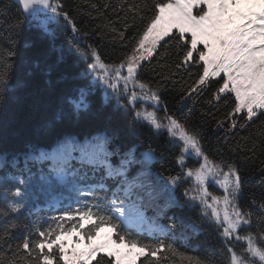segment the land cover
Returning a JSON list of instances; mask_svg holds the SVG:
<instances>
[{
    "label": "snow or ice",
    "instance_id": "1",
    "mask_svg": "<svg viewBox=\"0 0 264 264\" xmlns=\"http://www.w3.org/2000/svg\"><path fill=\"white\" fill-rule=\"evenodd\" d=\"M15 3L23 18L0 3V21L7 34V41L0 44V98L13 87L19 59L13 36L33 23L45 36H54L50 26L61 22L74 37L81 32L62 0ZM89 6L100 12L96 4ZM120 8L125 14V31L135 29L131 40L125 31L110 24L104 27L116 34L114 40L127 41L128 50L118 63L109 64L95 47L78 48L91 63L84 81L59 99L57 116L64 119L73 112L88 111L89 95L96 84L102 85L111 92L107 99H114L117 109L132 117L134 126L148 127L153 134L166 131L170 140L180 144L176 162L182 171L161 183L162 175L152 177L147 166L162 159L163 152L149 146L138 158L135 147L112 146L107 133L84 141L61 134L50 150L32 146L22 157L0 155V198H14L0 208V216L6 220L0 227V264H137L141 258V264H167L177 256L187 264H264V193L259 197L253 193L242 203L244 180L236 161L209 155L199 132L175 115L160 117L155 109L138 107L141 101L153 106L162 103L161 86L153 88L139 79L146 61L156 60L157 67L167 69L159 73L165 81L176 70H183L191 82H183L181 101L208 93L206 104L218 111L225 109L224 119L212 117L218 127H225L227 120L235 129L239 120L240 128L255 129L231 151L244 149L252 153L246 159L254 160L259 148L264 156V0H123ZM86 14L91 16V12ZM49 123L55 130L56 119ZM193 155L198 166L186 168V156ZM112 157H119L118 163ZM133 165L141 168L129 179ZM259 171L264 186V166ZM189 180L190 186L182 193L184 204L198 208L200 222L217 231L223 245L219 260L188 256L179 251L175 238L168 242L175 235L176 223V216L168 217V212L182 207L175 191ZM212 183L218 186L219 195L209 191ZM65 193L69 198L75 194L79 206L58 207L63 205ZM33 203L38 212L44 210L39 207L44 203L48 211L58 213L51 215L46 227L33 225L34 232L16 218ZM148 209L155 212L153 217L146 215ZM162 216L173 225L162 228L158 223ZM144 232L152 237L150 242L142 236ZM196 233L195 225L182 224L183 239ZM14 240L18 241L15 245Z\"/></svg>",
    "mask_w": 264,
    "mask_h": 264
},
{
    "label": "trees",
    "instance_id": "2",
    "mask_svg": "<svg viewBox=\"0 0 264 264\" xmlns=\"http://www.w3.org/2000/svg\"><path fill=\"white\" fill-rule=\"evenodd\" d=\"M66 10L75 15L77 26L81 32L74 37L70 27L61 22L60 25H51L54 36H45L35 27L26 26L19 36L12 38L17 42L19 59L13 74L12 89L3 98H0V155H20L28 151L32 146L50 150L54 147L61 134L70 135L80 141L90 139L100 133H107L112 138V146L119 145L123 150L135 147L138 158L148 151L149 146L157 149V153L163 152V158L151 162L148 166L153 174L162 177L177 175L181 173V166L176 162V157L180 155V144L170 140L166 131L153 134L148 127L139 128L131 123L132 117L125 115L123 110H118L115 100L103 99L101 88L96 86L89 95V110L82 113L73 112L70 116L60 119L57 116L59 111V99L65 94L75 90L83 81L87 65L91 59L85 58L82 51L77 49H88L89 45L96 48L105 63H118L125 51L127 41L114 40L115 33L110 28L104 27L110 24L118 31H125L124 11L120 4L123 0H62ZM0 3L7 4L11 8L12 15L23 18V14L12 0H0ZM96 4L100 12L92 9L89 5ZM79 14H77V6ZM115 9V10H113ZM86 12H91L88 16ZM102 13V15H101ZM42 19V17H41ZM130 20L131 18L128 17ZM0 21V44L7 41V34ZM135 34L134 28L125 31V36L131 40ZM162 63V62H161ZM157 61L145 62L143 71L139 72V79L149 82L153 88L159 84L162 88V103L154 109L158 116L175 115L182 123L186 122L189 127H194L202 138V143L209 155L219 159L236 161L242 172L244 180V197L242 203H246L253 193L259 197L264 193V186L259 169L261 160L260 149H257V159H246L252 153L244 149L237 148L235 152L231 149L239 141L243 144L242 137L248 135L254 128L245 130L239 125L242 121H237V128L231 129L230 122L225 120V127L217 126L212 118L215 115L218 119H224L225 109L205 103L208 93L196 99L181 101L180 91L183 82L189 80L188 73L183 70H176L171 80L165 81L159 73L166 72L156 66ZM192 72L196 68L191 69ZM183 78V79H182ZM177 81L178 83H173ZM196 94H193L195 97ZM167 110V111H166ZM56 119V129L52 130L51 120ZM111 150V148H110ZM119 157H112L113 163H118ZM185 166H198L197 158L186 156ZM140 165H133L129 169V179L135 177L140 171ZM35 170V169H34ZM91 175V174H90ZM100 172L96 173L99 178ZM10 184L14 182L10 181ZM109 185L112 181L107 182ZM188 184V181L182 183ZM176 196L182 205L179 209H170L168 217L176 216L174 237L169 236L168 242L173 238L180 252L188 256L220 259L219 251L223 246L217 231L213 227L204 225L199 220V209L189 207L184 204V197L179 189ZM110 195V193H108ZM103 195V193H102ZM14 198L7 197V200L0 198V208L5 207L7 202ZM163 202V201H162ZM71 204L72 207L79 206L75 202V194L69 198L65 193L63 197L64 206ZM39 207L43 211H36V204L26 209L16 218L19 223L27 225L34 232L33 225L47 226L51 215L58 213L48 211L47 205L40 203ZM15 215V214H14ZM146 215L153 217L155 212L152 209L146 211ZM168 217H160L159 225L167 229L173 225V221ZM6 220L0 216V227ZM182 224L195 225L197 233L190 235L185 240L181 237ZM27 234V233H25ZM146 242H150L152 237L147 233H142ZM162 239L164 237H161ZM13 241V244L17 243ZM141 258L137 264H141ZM167 264H187L179 256L167 260Z\"/></svg>",
    "mask_w": 264,
    "mask_h": 264
},
{
    "label": "rangeland",
    "instance_id": "3",
    "mask_svg": "<svg viewBox=\"0 0 264 264\" xmlns=\"http://www.w3.org/2000/svg\"><path fill=\"white\" fill-rule=\"evenodd\" d=\"M125 75H126V74H125ZM96 86H98V87L101 88V92H102V97H103V99H105V98H107L108 96L111 95L110 90H108V91L106 92L105 89H104V87H103L102 85L96 84ZM137 91H139V89H137ZM141 105H142L143 107H146L149 111H152V110H154V107H157V106H153V105L151 104V102H147V101H141L140 104L138 105V107L141 106ZM157 115H158V114H157ZM189 157H191V158H195L194 155H193V156H189ZM195 159H196V158H195ZM185 167L187 168L188 166H185ZM147 170H148V172L151 174L152 177H154V178H156V177H161L159 174H153L154 170L151 171V169H150L149 166H147ZM166 178H167V177H162V179H161V183H163L164 180H166ZM190 184H191V181L189 180V181H188V184H181L180 187H179L178 189L180 190L181 193H183L184 189H185V188H188V187L190 186ZM209 191H210V192H213L214 194H217V195L220 194V190H219L218 186L215 185L214 183L210 184V186H209ZM176 193H177V192L175 191V194H176ZM161 203H162V201H161Z\"/></svg>",
    "mask_w": 264,
    "mask_h": 264
},
{
    "label": "water",
    "instance_id": "4",
    "mask_svg": "<svg viewBox=\"0 0 264 264\" xmlns=\"http://www.w3.org/2000/svg\"><path fill=\"white\" fill-rule=\"evenodd\" d=\"M13 1V3H15V0H12ZM16 4V3H15Z\"/></svg>",
    "mask_w": 264,
    "mask_h": 264
}]
</instances>
